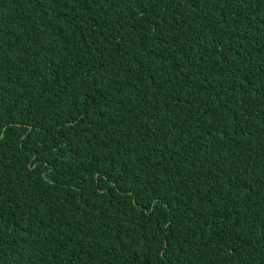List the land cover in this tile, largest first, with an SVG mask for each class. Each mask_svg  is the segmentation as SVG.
I'll use <instances>...</instances> for the list:
<instances>
[{
  "label": "trees",
  "instance_id": "obj_1",
  "mask_svg": "<svg viewBox=\"0 0 264 264\" xmlns=\"http://www.w3.org/2000/svg\"><path fill=\"white\" fill-rule=\"evenodd\" d=\"M0 264H264V0H0Z\"/></svg>",
  "mask_w": 264,
  "mask_h": 264
}]
</instances>
